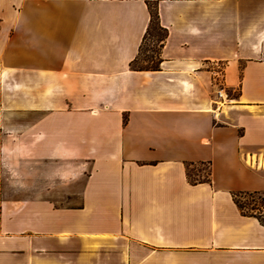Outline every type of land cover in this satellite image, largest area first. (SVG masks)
Listing matches in <instances>:
<instances>
[{
    "label": "crops",
    "instance_id": "obj_1",
    "mask_svg": "<svg viewBox=\"0 0 264 264\" xmlns=\"http://www.w3.org/2000/svg\"><path fill=\"white\" fill-rule=\"evenodd\" d=\"M150 6L168 34L136 69ZM0 138L84 171L0 195V264H264L233 199L264 193V0H0Z\"/></svg>",
    "mask_w": 264,
    "mask_h": 264
},
{
    "label": "rangeland",
    "instance_id": "obj_2",
    "mask_svg": "<svg viewBox=\"0 0 264 264\" xmlns=\"http://www.w3.org/2000/svg\"><path fill=\"white\" fill-rule=\"evenodd\" d=\"M163 31L160 30L157 23L151 30V34L148 36L142 51L138 56V59L134 63L135 67L146 68L153 67L159 63V54L161 48L160 37ZM219 67L216 68L218 70ZM222 88L226 94L224 100L233 97L238 94L239 86L234 88L226 87L224 81L220 85L216 86V94L218 90ZM223 99V98H222ZM12 139L6 144V139L1 142L0 138V195L8 198H23L38 194L40 190H56L62 195H67L72 190L81 186L84 180V171L82 168V161L70 162V163H43V164H26L23 162L22 150L16 148L4 149L5 146L12 145ZM60 166H62L63 174L57 177L53 176L58 173ZM77 170V171H76ZM41 172V176H40ZM24 174L27 177H24ZM209 166L208 165H196L191 168L190 180L192 182L197 181H209ZM30 175V176H29ZM233 199L237 205L240 206V210L244 215L254 216L264 220V193H238Z\"/></svg>",
    "mask_w": 264,
    "mask_h": 264
},
{
    "label": "trees",
    "instance_id": "obj_3",
    "mask_svg": "<svg viewBox=\"0 0 264 264\" xmlns=\"http://www.w3.org/2000/svg\"><path fill=\"white\" fill-rule=\"evenodd\" d=\"M150 11H151L150 25H149V27H148V30H147L145 36H144L143 43H142V46H141V51H142V47L144 46V43L146 42L148 36L151 34V30H152V28L154 27V24H155V23H157L158 26H159V28H160V30L163 31V34H162L161 37H160L161 45L163 44V41L166 39L167 34H168L167 30H166L164 27H162L161 24H160V22H159V15H158V11H157L156 6H150ZM141 51H140V52H141ZM137 59H138V58H137ZM137 59H136V60H137ZM136 60H134V62L132 63V67L138 69V68H140V67H135V66H134V63L136 62ZM159 60H160V59H159ZM158 66H159V63H158L156 66H153V67H146V68H147V69H157ZM140 69H143V68H140ZM189 177H190V175H189ZM238 193L242 194V193H263V192H259V191H254V192H236V193H234V198H235V196H236ZM238 207L240 208L239 205H238ZM259 220H260L262 223H264V220H263L262 218L259 217Z\"/></svg>",
    "mask_w": 264,
    "mask_h": 264
},
{
    "label": "built area",
    "instance_id": "obj_4",
    "mask_svg": "<svg viewBox=\"0 0 264 264\" xmlns=\"http://www.w3.org/2000/svg\"><path fill=\"white\" fill-rule=\"evenodd\" d=\"M217 66L219 67V69L216 70L215 75H216V77H220L221 74L223 73V72H222L223 70H222L221 65H219V63H218ZM218 94H219V97H220V98H223L222 101H218V102H216V103L219 105V104H222V103L224 102V99H225L224 96L227 95V94H226L225 90L222 89V88H220V89L218 90Z\"/></svg>",
    "mask_w": 264,
    "mask_h": 264
}]
</instances>
